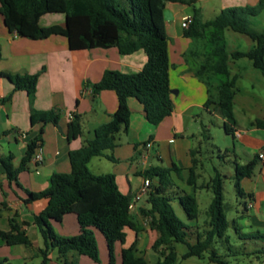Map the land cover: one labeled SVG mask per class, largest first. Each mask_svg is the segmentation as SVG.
<instances>
[{
	"label": "trees",
	"instance_id": "trees-1",
	"mask_svg": "<svg viewBox=\"0 0 264 264\" xmlns=\"http://www.w3.org/2000/svg\"><path fill=\"white\" fill-rule=\"evenodd\" d=\"M167 1L191 4L194 0H0V13L10 32L33 39H41L52 34H60L72 39V48H109L116 46L123 52L130 53L141 49L147 56L144 67L137 72H121L106 70L101 79L93 84V92L113 90L118 97V108L111 119L100 124L91 139L85 141L79 148L69 152L70 172L54 173L49 185L40 191H28L26 202L46 200L47 205L34 215V223L38 228L44 243L40 253L43 255L41 264H48L51 252L56 250L58 264H76L66 261L70 253H77L99 261V247L96 232L103 234L108 254L109 264H115V244L126 240L125 229L129 228L136 234L135 239L121 249L122 264H181L176 244H184L186 251L182 258L202 257L209 252L211 262L230 264L222 258L214 243L218 238L229 242L226 231L230 221L224 211V193L222 176L215 170V175L208 181L198 183V159L196 149L192 153V166L189 167L186 183L191 192L178 189L172 173L181 176L182 168L151 167L142 175L149 180L148 203L150 208L145 214L151 218V224L159 231V236L152 244L158 252V260L149 263L139 252V225L132 218V198L123 194L113 173L96 174L89 168V162L94 156L103 155L117 144V135L130 124L132 111L129 100L135 98L142 106L147 120L158 125L173 111V101L170 87V60L168 35L164 18V5ZM264 11V0H258L254 5H238L224 7L220 13L210 20H203L201 10L194 7L193 21L184 34L197 40L206 41V51L201 55L202 62L196 70L201 79L213 75H225L217 86L218 97L211 95L206 100V107L216 104V109L226 118L232 127L235 122L232 116V101L238 75L230 79L229 60L247 57L253 66L264 75V30L256 31L250 28V16ZM48 13H63L65 24L41 26L40 19ZM230 28L246 34L255 45L248 51H227L224 40V30ZM8 78L15 90H25L30 102L36 93L39 73L11 74L0 73ZM208 85L210 84L207 81ZM209 91V89H208ZM216 111V110H215ZM32 123L58 122L54 111H37L31 108ZM258 128L264 129V120L257 119ZM82 133V122L75 115L67 125V138L73 140ZM35 140L28 144L26 154L17 167L13 166L12 156L1 158V162L10 179L17 180L18 174L27 168L29 161L36 152ZM112 158V157H111ZM254 159L235 165L236 187L242 190L239 181L250 177L257 164ZM175 187V188H174ZM177 187V188H176ZM199 188L212 190L213 197L206 210V227L194 235V241L188 239L191 227L176 214L173 202L177 201L190 220L197 221L200 215L196 191ZM77 216L79 232L74 235L56 233L53 222L62 221L66 214ZM9 230L0 229V239L8 246H32V242L16 215L10 218ZM199 226V225H198ZM196 226L197 228H199ZM236 232H240L235 227ZM243 239L263 238L264 234L240 233ZM245 254L246 248L242 250ZM264 254V245L257 251ZM264 258V257H263ZM0 264H13L8 258L0 257ZM32 264V263H26Z\"/></svg>",
	"mask_w": 264,
	"mask_h": 264
},
{
	"label": "crops",
	"instance_id": "crops-1",
	"mask_svg": "<svg viewBox=\"0 0 264 264\" xmlns=\"http://www.w3.org/2000/svg\"><path fill=\"white\" fill-rule=\"evenodd\" d=\"M199 1L202 0L184 4L188 8H180L173 5L177 2L167 1L163 8L168 35L170 87L174 106L172 114L158 125H153L147 120L141 104L135 98H131L129 106L132 114L129 127L118 133L117 144L112 150L94 156L88 164L93 173H113L120 191L132 198V218L141 229L139 246L143 247L145 243L147 249L151 248L157 254L155 261L158 260L159 255L152 248V244L159 236V231L152 226L149 215L145 214V210L150 208L148 195L140 200L135 199L145 180L142 173L151 167H172L175 164L183 169L181 176L172 173L176 186L180 190L191 192V187L186 183L187 169L192 166L191 151L196 149L194 143L199 134L191 131V123L197 121V114L190 113V110L198 108L213 112L211 106L208 108L205 104L208 99V80L197 76V68H192L186 57L187 53L191 52L193 56L201 58L205 51L190 50L194 40L185 36V28L182 27L183 18L194 15V7H197L195 3ZM248 1L222 0L220 9L230 5H242ZM250 1L256 3L258 0ZM198 8L203 15L205 8ZM169 22L170 26H168ZM54 24L64 25L65 15L48 13L40 19L41 26ZM146 62L147 56L141 49L130 53L123 52L116 46L74 49L72 39L60 34H52L41 39L20 36L8 30L0 13V73H39L32 102L25 90H15L12 82L0 74V229L11 228L10 218L13 215L22 222L32 242V246L27 248L30 250L28 251L30 256L26 255L24 259L41 254L40 250L44 243L34 223V215L47 205L46 200L26 202L27 192L45 189L54 173L70 172V150L79 148L85 141L91 139L94 130L100 124L109 121L118 108L115 91L104 90L94 93L93 84L97 83L108 69L127 73L137 72ZM31 108L41 112L54 111L58 116V122L32 123ZM75 115L81 117L82 133L78 138L70 141L67 138V125ZM23 133L25 136H22ZM236 133V137L242 140L245 138L238 130ZM248 137L250 138L244 140L253 147V157L248 160L250 161L257 156L259 150L264 149V144L253 136ZM33 140L37 143L36 152L41 153L42 161L30 160L27 168L18 174L17 180L10 179L1 158L12 156L13 166L17 167L26 154L28 144ZM147 142H152V148L145 146ZM198 154L199 150L196 149L195 157L198 159L196 171L201 176L198 171L200 166ZM258 163L263 165L258 175L253 171L250 177H246L254 178L255 181L248 194L250 203L246 206L249 209L254 208L255 213H246V217L251 228L248 232L264 234V160L258 158L256 167ZM196 197L198 200L197 194ZM70 215H74L76 221L72 218L67 219ZM66 223L70 227L69 230L66 229ZM53 224L57 226L61 224L65 227L64 230L58 229L62 235L69 236L79 232L77 216L74 213L66 214L62 221H54ZM198 231L200 230L196 226L190 229L193 234ZM125 232V242L115 244V253H118L121 264V249L131 244L136 236L129 228H126ZM96 234L101 233L96 232ZM3 246L8 245L0 239V247ZM261 248H246V252L257 254ZM185 251L186 249H182L180 254L178 253L179 256ZM147 252L143 254L140 250L149 263H154L155 261L147 258ZM79 256L85 255L70 253L65 259L78 264V259L82 258ZM0 257L8 258L5 253L0 254ZM8 260L10 261L9 258ZM48 264H58V262L50 259Z\"/></svg>",
	"mask_w": 264,
	"mask_h": 264
},
{
	"label": "rangeland",
	"instance_id": "rangeland-1",
	"mask_svg": "<svg viewBox=\"0 0 264 264\" xmlns=\"http://www.w3.org/2000/svg\"><path fill=\"white\" fill-rule=\"evenodd\" d=\"M221 2L222 0H202L195 4L197 7L205 8L201 16L203 19L209 20L220 12ZM216 3L217 5L215 6ZM254 4V2L249 0L242 5ZM173 5L180 8H188L187 5L179 2L173 3ZM230 6H238V4ZM249 20L250 28L256 31L264 30V11L257 15L250 16ZM170 24L169 22L168 26H170ZM193 40L194 44L190 48L191 51H206L205 40ZM224 40L227 51L230 54L236 50L248 51L255 45V42L249 36L236 32L230 28L224 30ZM187 54L186 57L188 58L190 66L192 68H198L202 62V58L193 56L191 52ZM229 70V79L235 74L238 75L232 101V116L235 127H232L228 122V118L224 117L222 113L219 112L220 109H216L215 103L211 104L213 112L203 109L199 110L198 108H192L190 110V113L197 114V121L191 123V131L198 132L199 134L194 143V148L199 150L198 158L200 159L198 171L201 173V176L198 178V183L200 184L205 180H210V178L215 175V170H218L222 176L224 211L230 221V226L226 231L229 242H226L224 238H218L214 243V248L218 250L222 258L226 259L230 264H264L263 253L245 254L242 251L244 248H261L264 245V239H243L240 237V233L251 231L246 213H255V209H249L246 208V206L250 203L248 194L254 186L255 181L254 178H242L239 181L242 190L241 194L236 187L237 178L235 171L236 164H242L253 157V147L250 143L247 144L245 141L250 138L248 136H253L264 144V129L257 128L255 124L257 119L264 120V75L253 66L252 60L247 57L239 59L230 58ZM227 79V76L220 74L213 75L209 79L206 76L205 80L210 82V85H208V96L211 95L214 99H217V86L222 80ZM236 130L244 135L245 140L235 136V134H237ZM2 145L6 146L5 143H2ZM262 166L263 165L258 163L254 173L258 175ZM196 194L198 196V206L200 209V215L197 221L190 220L177 201L173 202V207L178 217L188 226L192 227L199 225V230L202 231L205 226L204 221L207 219L206 210L212 200L213 193L211 189L199 188ZM260 205H262V203ZM70 218L76 221L74 215L68 216L67 219ZM58 225L59 226L53 224L54 229L56 233L62 235L59 233L58 229L64 230L65 227L61 224ZM68 226L66 223L67 230L70 228ZM236 226L239 228L240 232L235 231ZM98 232L99 231H97V233ZM194 235L195 234L191 233V237L193 238L192 242L195 240ZM96 239L99 247V261H94L86 256H79L82 258L81 260L78 259V264H109L108 250L102 234H96ZM188 239L191 241L190 233L188 234ZM145 246V243L143 247L138 244L139 252L140 250H142V253L149 251L146 253L147 258L155 261L157 259V254L151 248L147 249ZM27 248L28 247L24 245L3 246L0 247V254L5 253L13 264H24L25 262L41 264L43 260V255L41 254L37 257H27V259H24V256L29 255L28 251L30 250ZM42 248H44V246ZM182 249H186V246L181 243L177 244L179 254ZM57 256L58 253L56 250L51 252V260L56 261ZM179 262L181 264H217L210 261L209 252H205L202 257L193 256L182 258L180 256ZM115 264H121L118 253H115Z\"/></svg>",
	"mask_w": 264,
	"mask_h": 264
},
{
	"label": "built area",
	"instance_id": "built-area-1",
	"mask_svg": "<svg viewBox=\"0 0 264 264\" xmlns=\"http://www.w3.org/2000/svg\"><path fill=\"white\" fill-rule=\"evenodd\" d=\"M193 21V16H187L184 17L182 20V27L183 28H188L190 26V24ZM22 136H25V134L23 133ZM147 148H152V142H147L145 145ZM257 156L260 160H264V149H261L258 151ZM43 157L41 155L40 152H35L34 155L32 156V161L34 162H38V161H42ZM149 193V180L145 179L144 183L142 185V187L139 189V191L136 193L135 195V199L136 200H140L142 199L144 196H147Z\"/></svg>",
	"mask_w": 264,
	"mask_h": 264
}]
</instances>
